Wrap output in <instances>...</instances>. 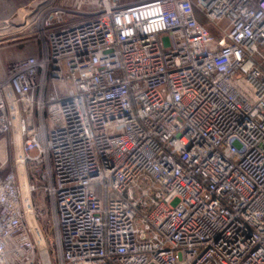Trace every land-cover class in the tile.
<instances>
[{"label": "built area", "instance_id": "1", "mask_svg": "<svg viewBox=\"0 0 264 264\" xmlns=\"http://www.w3.org/2000/svg\"><path fill=\"white\" fill-rule=\"evenodd\" d=\"M33 24L0 70L21 154L0 264H264V0H63Z\"/></svg>", "mask_w": 264, "mask_h": 264}, {"label": "rangeland", "instance_id": "2", "mask_svg": "<svg viewBox=\"0 0 264 264\" xmlns=\"http://www.w3.org/2000/svg\"><path fill=\"white\" fill-rule=\"evenodd\" d=\"M62 1L0 0V70L7 63L36 53L33 21L45 8L60 5ZM13 137L12 134L0 135L4 146L0 151L3 174L15 170L18 149Z\"/></svg>", "mask_w": 264, "mask_h": 264}, {"label": "bare ground", "instance_id": "3", "mask_svg": "<svg viewBox=\"0 0 264 264\" xmlns=\"http://www.w3.org/2000/svg\"><path fill=\"white\" fill-rule=\"evenodd\" d=\"M148 2H145V3H140L136 6H141L143 7V5L147 4ZM15 145H16V148L18 149L19 145H20V139H19V136L17 133H15ZM3 144L0 143V151L3 149ZM17 159L21 160V154L18 150V153H17ZM19 172H20V178H21V184L22 186L24 187V182H25V177H24V172H23V169L22 167L19 166ZM38 243L41 247V249L43 250V245H42V242H41V239L38 238Z\"/></svg>", "mask_w": 264, "mask_h": 264}, {"label": "crops", "instance_id": "4", "mask_svg": "<svg viewBox=\"0 0 264 264\" xmlns=\"http://www.w3.org/2000/svg\"><path fill=\"white\" fill-rule=\"evenodd\" d=\"M198 17H199V20H200L201 23L205 22L203 18H201L200 16H198Z\"/></svg>", "mask_w": 264, "mask_h": 264}, {"label": "water", "instance_id": "5", "mask_svg": "<svg viewBox=\"0 0 264 264\" xmlns=\"http://www.w3.org/2000/svg\"><path fill=\"white\" fill-rule=\"evenodd\" d=\"M24 184H25V182H24ZM23 187V186H22ZM24 188V187H23Z\"/></svg>", "mask_w": 264, "mask_h": 264}]
</instances>
